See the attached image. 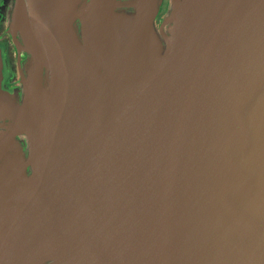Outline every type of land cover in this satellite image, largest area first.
Returning <instances> with one entry per match:
<instances>
[{"label": "water", "instance_id": "95a60500", "mask_svg": "<svg viewBox=\"0 0 264 264\" xmlns=\"http://www.w3.org/2000/svg\"><path fill=\"white\" fill-rule=\"evenodd\" d=\"M161 2L17 0L0 264H264V0Z\"/></svg>", "mask_w": 264, "mask_h": 264}, {"label": "flooded vegetation", "instance_id": "af4514ba", "mask_svg": "<svg viewBox=\"0 0 264 264\" xmlns=\"http://www.w3.org/2000/svg\"><path fill=\"white\" fill-rule=\"evenodd\" d=\"M131 0H121L125 2L119 10L133 12L134 8L127 6ZM17 0H0V69L2 70L1 87L11 94H15L22 100L23 82L22 75H27V65L30 54L25 48L21 33L14 30L13 15ZM172 9L171 0H162L159 12L155 18V27L160 33V26L169 15ZM168 31V25L165 26ZM0 123L2 121L0 120ZM25 151H28V140L25 136H19Z\"/></svg>", "mask_w": 264, "mask_h": 264}, {"label": "bare ground", "instance_id": "6f19581e", "mask_svg": "<svg viewBox=\"0 0 264 264\" xmlns=\"http://www.w3.org/2000/svg\"><path fill=\"white\" fill-rule=\"evenodd\" d=\"M36 34H37V38L39 40V42L41 43L43 52L45 53V59H47V62L49 63L50 61H52L50 59V56L52 54V45L49 41L48 36L45 34V32L43 31V29L39 26H36Z\"/></svg>", "mask_w": 264, "mask_h": 264}]
</instances>
